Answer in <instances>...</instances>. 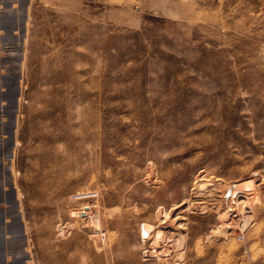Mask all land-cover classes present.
<instances>
[{"label": "rangeland", "instance_id": "374dc122", "mask_svg": "<svg viewBox=\"0 0 264 264\" xmlns=\"http://www.w3.org/2000/svg\"><path fill=\"white\" fill-rule=\"evenodd\" d=\"M0 264H264V0H0Z\"/></svg>", "mask_w": 264, "mask_h": 264}, {"label": "bare ground", "instance_id": "6f19581e", "mask_svg": "<svg viewBox=\"0 0 264 264\" xmlns=\"http://www.w3.org/2000/svg\"><path fill=\"white\" fill-rule=\"evenodd\" d=\"M234 192H235V191H234ZM86 214H88V212H86ZM143 232H144V233H146V230H145V228H143ZM162 240H163V239H162Z\"/></svg>", "mask_w": 264, "mask_h": 264}]
</instances>
